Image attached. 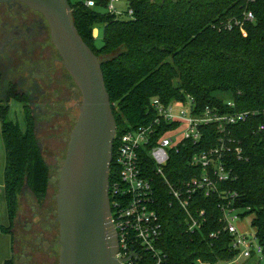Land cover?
<instances>
[{
  "label": "trees",
  "instance_id": "trees-1",
  "mask_svg": "<svg viewBox=\"0 0 264 264\" xmlns=\"http://www.w3.org/2000/svg\"><path fill=\"white\" fill-rule=\"evenodd\" d=\"M88 1L95 7H88ZM109 1L69 0V4L80 36L101 61L117 136L150 121L153 98L168 104L186 101L189 96L199 113L207 108H217L222 114L249 113L244 123L231 127V136L241 141L245 159L233 160L237 179L224 187L237 194L234 206L244 210L243 217L253 215L251 224L264 250V133L258 131L264 124V0H120L133 11L129 19L108 13ZM248 12L254 14V21L245 22V36L236 22L243 21ZM100 27L103 34L98 46L94 31ZM222 92L232 94L234 106L217 98ZM27 97L14 84L4 89L0 74L9 218L8 227L1 230L8 235H12L26 187L42 202L49 185L50 170L35 134V118L25 104ZM12 100L25 104V132L8 119ZM202 131L199 145L189 143L186 150L171 156L165 171L171 181L193 173L187 169L189 154L217 146V128L211 125ZM156 188V209L163 224L160 248L169 264L234 261L238 254L231 249L232 237L223 231L218 198L204 193L195 196L191 210L195 215L204 211L205 224L201 230L188 232L185 213L165 188ZM219 232L217 238L211 237ZM4 264L15 262L9 259Z\"/></svg>",
  "mask_w": 264,
  "mask_h": 264
},
{
  "label": "built area",
  "instance_id": "built-area-1",
  "mask_svg": "<svg viewBox=\"0 0 264 264\" xmlns=\"http://www.w3.org/2000/svg\"><path fill=\"white\" fill-rule=\"evenodd\" d=\"M119 1L110 0L106 11L118 18L124 15L132 18V10L121 12L116 9L114 4ZM87 6L94 8L95 3L88 1ZM252 21L254 14L248 12L243 21L236 22L245 36L244 24ZM228 28H233L231 22H228ZM228 105L234 106L232 101ZM150 112L152 115L147 124L116 135L114 141L116 152H113L111 171L113 166L115 168L114 177L110 178L109 196L111 219L119 243L118 261L121 264H169L167 255L160 248L163 224L156 209L159 199L156 187H161L185 213L188 232L201 230L205 224V212L195 215L191 210L195 196L204 193L205 197L218 198L223 231L232 237L231 249L250 264H263L264 250L256 232L242 231L235 225L245 218L242 216L244 210L234 206L237 194L225 191L224 187L237 179L233 160L245 159L241 141L231 136V127L244 123L250 114H222L217 108H207L199 113L189 96L186 101L168 104L153 98ZM211 125L220 134L217 146L189 154L187 169H192L193 173L189 178L171 181L165 173L171 156L186 150L189 143L199 145L202 129ZM258 131L264 133V124ZM219 234L213 233L211 237L217 238Z\"/></svg>",
  "mask_w": 264,
  "mask_h": 264
},
{
  "label": "water",
  "instance_id": "water-1",
  "mask_svg": "<svg viewBox=\"0 0 264 264\" xmlns=\"http://www.w3.org/2000/svg\"><path fill=\"white\" fill-rule=\"evenodd\" d=\"M20 2L43 16L82 103L70 135L56 195L58 264H121L111 219L110 178L117 121L100 59L80 36L69 0Z\"/></svg>",
  "mask_w": 264,
  "mask_h": 264
},
{
  "label": "rangeland",
  "instance_id": "rangeland-1",
  "mask_svg": "<svg viewBox=\"0 0 264 264\" xmlns=\"http://www.w3.org/2000/svg\"><path fill=\"white\" fill-rule=\"evenodd\" d=\"M114 5L116 9L121 12H126L128 10V4L125 1H119ZM122 18L129 19V17L125 15ZM98 30L100 32V37L96 39L97 45L99 46L101 45L103 31L101 27ZM58 69H62V72L65 74L66 71L64 67L61 68L59 65ZM44 81L47 85V79L44 77L41 81L40 91L37 90L35 94L29 93L25 104L29 114H33L36 118L35 134L42 155L50 170L49 185L42 202L38 201L28 187H26L21 197L18 218L15 220L12 230V233L15 230L14 239H20V243L15 244V251L21 255L18 264H35L31 259H28L27 254L30 253H32L33 256L37 255V263L43 264L47 262L45 256H47L49 246L51 245L47 234H49L54 227V238L52 239L57 245L59 228L57 225H54L56 224V195L58 193L60 170L65 161L69 135L77 122L79 107L82 103L80 91L70 77L64 79V81L54 82L55 84H53L52 89H47ZM42 91H44V93H42ZM216 96L218 99L227 103L232 101V94L229 92L218 93ZM25 104L12 100L10 102L8 115V119L17 124L24 132L27 126L26 110L24 108ZM1 158L0 176L1 182L4 183V169L6 165L5 154L2 153ZM5 200L4 194H0V203L2 204L0 205V221H4L5 218H7V216L5 217V214L7 215V204L5 206ZM252 219V215L246 216L244 219L241 218L235 225L240 230L253 234L255 229L251 224ZM8 237L7 235L4 236L0 234V264L4 256H11V240L9 241ZM41 244H43V248ZM56 248L57 257L59 258L60 252L58 245ZM233 262L234 264H250L239 256H237ZM233 262H220L218 264H233Z\"/></svg>",
  "mask_w": 264,
  "mask_h": 264
},
{
  "label": "flooded vegetation",
  "instance_id": "flooded-vegetation-1",
  "mask_svg": "<svg viewBox=\"0 0 264 264\" xmlns=\"http://www.w3.org/2000/svg\"><path fill=\"white\" fill-rule=\"evenodd\" d=\"M59 65L61 68L64 67L52 43L50 31L43 16L20 2L0 4V74L3 88L6 89L10 84H14L20 93L28 96L29 93L35 94L37 90L40 91L41 81L45 77L46 88L52 89L54 82L71 78L65 68V74L62 69H58ZM56 225L58 226V224L54 226ZM54 231L55 227L47 234L51 245L45 256L47 262L43 264L59 262L56 251L58 244L56 245L52 239ZM16 243L19 244L20 239L16 238ZM41 246L43 248V244ZM20 256L14 251L15 264H18ZM27 256L33 263L40 264L36 261L37 255L33 256L30 253Z\"/></svg>",
  "mask_w": 264,
  "mask_h": 264
},
{
  "label": "crops",
  "instance_id": "crops-1",
  "mask_svg": "<svg viewBox=\"0 0 264 264\" xmlns=\"http://www.w3.org/2000/svg\"><path fill=\"white\" fill-rule=\"evenodd\" d=\"M94 36H96V38L100 37V32L98 29H96L94 31ZM2 153L5 154V159H6V149H5L4 139L2 136V125H1V119H0V159L1 160H2V158H1ZM3 162H4V159H3ZM4 174H5V169H4ZM4 186L5 185H4V183L1 182V176H0V194H4V196H5V191H4L5 187ZM0 205H2V204L0 203ZM5 206H6V200H5ZM6 216H7V218H5L4 221H0V234H2L4 236L5 235L9 236L8 239H9V241L11 240V250L12 251H11L10 257L4 256L3 260L1 261V264H4V262L6 260L13 259L14 258V251H15V249H14L15 248L14 231H13L12 235H8V234L3 233L1 230L2 227H8V225H9L8 211H7V215L5 214V217Z\"/></svg>",
  "mask_w": 264,
  "mask_h": 264
}]
</instances>
